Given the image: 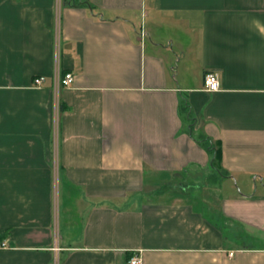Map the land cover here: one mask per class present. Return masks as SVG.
<instances>
[{
    "label": "crops",
    "instance_id": "crops-1",
    "mask_svg": "<svg viewBox=\"0 0 264 264\" xmlns=\"http://www.w3.org/2000/svg\"><path fill=\"white\" fill-rule=\"evenodd\" d=\"M0 115V264H264V0H0Z\"/></svg>",
    "mask_w": 264,
    "mask_h": 264
},
{
    "label": "built area",
    "instance_id": "built-area-1",
    "mask_svg": "<svg viewBox=\"0 0 264 264\" xmlns=\"http://www.w3.org/2000/svg\"><path fill=\"white\" fill-rule=\"evenodd\" d=\"M44 80V76H39L34 79L35 85H40ZM74 81V74L66 72L64 74L58 73L55 76V87L59 89L61 86H69ZM221 83L218 74L215 72H207L204 76V88L208 91H216L220 89ZM1 116V115H0ZM233 252H230L232 255ZM142 258L139 255H134L130 258L129 264H141Z\"/></svg>",
    "mask_w": 264,
    "mask_h": 264
},
{
    "label": "trees",
    "instance_id": "trees-1",
    "mask_svg": "<svg viewBox=\"0 0 264 264\" xmlns=\"http://www.w3.org/2000/svg\"><path fill=\"white\" fill-rule=\"evenodd\" d=\"M185 106H188L186 103ZM201 142L205 143L206 148L211 152L212 158V167L219 171L222 175H225L222 163H221V147L217 142H212L209 137H205L204 139L200 140Z\"/></svg>",
    "mask_w": 264,
    "mask_h": 264
}]
</instances>
